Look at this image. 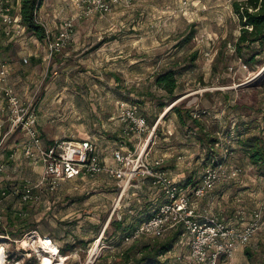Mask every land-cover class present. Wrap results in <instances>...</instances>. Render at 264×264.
<instances>
[{
  "label": "rangeland",
  "instance_id": "obj_1",
  "mask_svg": "<svg viewBox=\"0 0 264 264\" xmlns=\"http://www.w3.org/2000/svg\"><path fill=\"white\" fill-rule=\"evenodd\" d=\"M50 1L66 6H60L64 10L50 28L55 32L75 16V9L72 0ZM234 1L135 0L112 14L76 18L71 45L51 58L44 42L27 31L17 45L13 40L0 46V62L17 64L11 83L22 101L36 106L46 140L92 139L109 164L116 148L133 154L145 149L149 159L163 158L174 179L187 184L199 182L207 165H217L221 176L211 192L212 206L225 218L242 215L244 221H231L241 227L254 211L264 213L262 167L253 165L240 145L248 136L264 139V46L238 50L241 24ZM167 70H174L178 80L172 99L155 85L156 76ZM123 102L139 109L148 133H123ZM175 104L186 125L172 110ZM188 110L201 121L202 132L188 118ZM24 138L18 130L0 146V162L9 166L11 176L4 185L10 188L37 183L42 174V164L30 163L20 153ZM7 150L19 155L8 161ZM36 192L38 200L26 205L17 195L0 203V229L7 231L0 234L4 264H43L44 257L54 264L63 258L62 264H111L132 244L122 239L117 223L139 225L148 196L155 194L134 181L120 201L122 187L106 175L64 179L50 194ZM150 240L139 238L136 243ZM188 251L184 239L163 260L175 264V256H187ZM229 264H264V224Z\"/></svg>",
  "mask_w": 264,
  "mask_h": 264
},
{
  "label": "built area",
  "instance_id": "obj_2",
  "mask_svg": "<svg viewBox=\"0 0 264 264\" xmlns=\"http://www.w3.org/2000/svg\"><path fill=\"white\" fill-rule=\"evenodd\" d=\"M134 1L72 0L75 16L62 21L55 32L40 18L38 11L36 21L45 28L42 41L47 57L51 58L71 45L76 18L112 14L117 8L131 7ZM18 5V0H0V41L4 38L16 40L27 32ZM24 62H28L27 57ZM10 73L9 64L0 62V96L4 103L1 111L5 114L0 123V146L18 130L23 132L24 156L30 163L42 164L43 170L37 183L27 181L10 188L4 185L8 166L0 162V203L2 199L12 195L19 196L21 203H29L38 200L36 191L44 189L50 194L64 179L95 178L102 174L118 181L119 187H122L121 201L134 181L140 177H149L152 184L162 191L165 200L155 214L141 222L125 241L132 242L142 236L160 238L171 231L179 230L181 237L177 244L185 239L189 251L187 256L184 253L176 255L175 264H229L238 249L248 245L264 224V213L259 209L254 211L250 220L242 222L239 227L237 223L227 221L220 213L200 207V199L209 195L220 179L221 173L217 165H207L199 182L183 184L164 168L163 158L149 159V153L145 149L133 154L131 151L126 152L123 147L116 148L112 152L114 162L109 164L98 143L92 139L46 140L39 127L36 106L22 101L11 83ZM120 118L125 125L123 133L128 136L136 134L140 137L150 130L147 119L134 105L123 102ZM156 126L150 132L149 138L155 132ZM237 172L238 170L235 174ZM237 219L238 223L241 219L244 221L242 215H238ZM3 223L0 215V225Z\"/></svg>",
  "mask_w": 264,
  "mask_h": 264
},
{
  "label": "trees",
  "instance_id": "obj_3",
  "mask_svg": "<svg viewBox=\"0 0 264 264\" xmlns=\"http://www.w3.org/2000/svg\"><path fill=\"white\" fill-rule=\"evenodd\" d=\"M43 4L44 0H21L20 2V14L22 17L23 24L26 26L28 32H32L40 40L44 39L45 28L42 24L36 21V16H38L37 12L40 10ZM233 9L237 14L239 22L241 24V34L237 42L238 50L241 52V50L245 46L250 47L253 44L255 45L256 43L263 47L264 0H235L233 2ZM155 85L160 90L164 91L167 97H169L170 99L174 98L175 91L178 87V80L175 75V71L167 70L164 73L158 74L155 78ZM161 106H165V103H161ZM172 110L177 112L180 122L183 125H186V119H184L182 111L177 107L176 104L172 106ZM187 114L188 118L192 121L194 127H197L202 132L204 130V127L201 121L197 117H193L191 111L188 110ZM240 145H242L247 151L251 163L255 166L262 167L261 173L264 176V139L260 136L252 135L248 136L246 139H240ZM212 162H214V159H212ZM137 181H142L149 188V192L151 191L153 194L155 193L154 196H148L149 200L147 202L146 210L144 211L145 215L140 221L141 223L155 214L159 206L164 202L165 198L162 194V191L152 184L151 179L149 177H140ZM26 204L27 203H25V205ZM22 218H24L23 215L15 216V219H19L20 221H22ZM117 225L118 233L121 235L124 241L125 238L132 234L138 226H126L122 222H118ZM1 226L2 225H0V228ZM6 232L7 231L0 229V234H5ZM26 232L27 231H25V233ZM180 237L181 231L179 230L171 231L170 233H167L165 236L160 238L142 236L140 238H147L152 240L141 245L136 243V240H138L139 238L134 240L135 242L132 241V244L128 248H126L121 254H119L111 264H167L166 261L163 260V257L173 250ZM44 238L53 239V236L44 235ZM161 238L164 239L161 241L156 240ZM68 250L69 249H67V251ZM60 252L64 254L62 247L60 248ZM246 252L247 254H249V249L246 248Z\"/></svg>",
  "mask_w": 264,
  "mask_h": 264
},
{
  "label": "crops",
  "instance_id": "obj_4",
  "mask_svg": "<svg viewBox=\"0 0 264 264\" xmlns=\"http://www.w3.org/2000/svg\"><path fill=\"white\" fill-rule=\"evenodd\" d=\"M19 1L20 0H18V4H19L18 7L20 6ZM50 2H51L50 0H46L45 4L39 10V16H40V18L43 21L47 22L51 27H54L56 25V21H57L56 19L59 18V16H60L61 9L64 10L63 8H65L66 6H63V4L59 5V4L54 3V2H52V5H51ZM60 6H63V8L60 7ZM6 41H7V43H5ZM12 41L13 40H11V39L4 38V39H2L0 41V46L10 44ZM13 43L17 45L19 43V40L16 39V40H14ZM25 54L27 55L28 53H25ZM26 55L22 54V56H26ZM24 58L25 57H23V61H24ZM9 67H10V70H11L10 74H12V72L15 71L18 68L17 64H15V63L9 64ZM1 97L2 96H0V123L3 120V118H4V114L1 111L4 103H3ZM0 136H1V133H0ZM20 153L23 154L22 150L20 151ZM4 155H5L4 158L5 159L7 158V160L10 161L9 159H11L12 157H13L12 159H16L17 156L19 155V152L18 151L16 152V151L7 150V151L4 152ZM179 163L180 162H178L177 164L179 165ZM175 169H177L176 173H181V172H179L180 171L179 168L176 167ZM166 170L170 173L171 176L173 175L172 174V169L170 170L169 168H167ZM12 174L17 175V173L15 171ZM10 177L11 176H10V171H9V166H8L7 167V171H6V178L9 179ZM184 184H187V181H184ZM213 203H214V197H213L212 193L207 195L205 198L200 199V201H199L200 207L206 208V209H210V211H212V209L215 207V205H214V207L212 206ZM215 210H216V207L214 208V210L212 212H216V213H220L221 215H225L224 213L221 212L222 210H216V211ZM226 220L227 221H233V220L237 221L238 219H237L236 215H233V217L227 218ZM239 249L241 250L242 248H239Z\"/></svg>",
  "mask_w": 264,
  "mask_h": 264
},
{
  "label": "bare ground",
  "instance_id": "obj_5",
  "mask_svg": "<svg viewBox=\"0 0 264 264\" xmlns=\"http://www.w3.org/2000/svg\"><path fill=\"white\" fill-rule=\"evenodd\" d=\"M42 241L43 240L41 239L40 242L43 243ZM46 245H47L46 247H48V249H50L49 244L46 243ZM51 250L54 251L53 249H51ZM59 260L60 261L58 262V264H62V262L64 261V258L63 259H59ZM4 261H6L5 260V250H4V246L0 244V264H4ZM43 261H44L43 264H54L49 257L48 258L44 257Z\"/></svg>",
  "mask_w": 264,
  "mask_h": 264
}]
</instances>
